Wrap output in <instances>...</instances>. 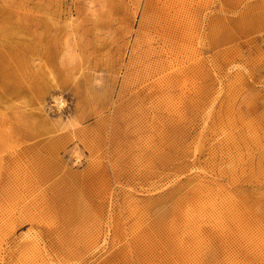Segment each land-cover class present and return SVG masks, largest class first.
<instances>
[{
  "label": "rangeland",
  "instance_id": "1",
  "mask_svg": "<svg viewBox=\"0 0 264 264\" xmlns=\"http://www.w3.org/2000/svg\"><path fill=\"white\" fill-rule=\"evenodd\" d=\"M0 264H264V0H0Z\"/></svg>",
  "mask_w": 264,
  "mask_h": 264
},
{
  "label": "bare ground",
  "instance_id": "2",
  "mask_svg": "<svg viewBox=\"0 0 264 264\" xmlns=\"http://www.w3.org/2000/svg\"><path fill=\"white\" fill-rule=\"evenodd\" d=\"M56 104H57L60 108L64 107V105H65V103H64L61 99H56ZM24 223H25V222H24ZM93 243H95V242H93Z\"/></svg>",
  "mask_w": 264,
  "mask_h": 264
}]
</instances>
